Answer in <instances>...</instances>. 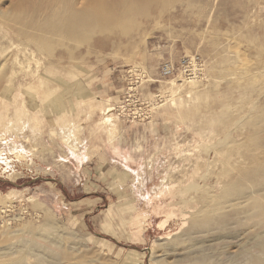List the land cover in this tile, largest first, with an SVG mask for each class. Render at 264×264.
Instances as JSON below:
<instances>
[{
    "label": "rangeland",
    "instance_id": "374dc122",
    "mask_svg": "<svg viewBox=\"0 0 264 264\" xmlns=\"http://www.w3.org/2000/svg\"><path fill=\"white\" fill-rule=\"evenodd\" d=\"M20 2L0 0V264H264V213L237 199L264 140V0L97 15L103 44L50 52L19 43ZM184 57L196 75H162ZM128 92L141 114L117 118Z\"/></svg>",
    "mask_w": 264,
    "mask_h": 264
},
{
    "label": "bare ground",
    "instance_id": "6f19581e",
    "mask_svg": "<svg viewBox=\"0 0 264 264\" xmlns=\"http://www.w3.org/2000/svg\"><path fill=\"white\" fill-rule=\"evenodd\" d=\"M20 1H21L20 4L17 6H24V7L22 8L21 15H19V17L17 18L21 23V29L18 32L19 36L21 37L19 43H21L22 46H24V49L27 48L26 46L31 42L35 45V47L38 50H46L47 52H50L51 50L54 49L53 46L62 47V46H65L66 45L65 42H68V41H71V42L72 41L73 42L80 41L81 43H83L86 46H89V45H91L95 42H98V41H100L103 44L102 41H105V39H107V37L110 38V35H111L109 33V26L110 25L106 24V22L103 20L104 18L112 17V16H116V15H120V14L121 15H128L131 18L138 11H152L149 4H152V7L155 8L154 11L157 8V10L161 11L162 13L165 12L167 10V8H169V6H171V5H177L179 7L180 11H183L184 9H183L182 5L184 4L183 2L185 0H83V2L80 4L79 8L75 7L74 0H20ZM92 8L95 9V11H92ZM97 15H100L104 18L99 17ZM53 21H56L58 23V25L54 28L63 29V30H60L59 33L67 32L64 35H61V37H63L61 39V41L57 40V39L55 41L52 40L53 37L55 36L51 33ZM25 29H31L33 32L31 33V35L26 34ZM94 36H95V41L93 40ZM80 42H78V43H80ZM13 44L15 45V43H13ZM16 47H19V46H16ZM228 48H231V47L227 46V49ZM235 49H236V47H235ZM29 52H30V50H29ZM22 53H24V52H22ZM131 54H132V52H131ZM230 54H232V53H230ZM14 55H15V53H14ZM238 55L241 56L239 52H238ZM14 59H15V57H14ZM165 65H167V64L165 63L162 65L161 73H162V68ZM197 66H199V65H197ZM196 68L197 67L193 68V71H194L193 74H195V75H196V73H198L197 71H195ZM226 68H229V67H226ZM199 70H200V66H199ZM233 70H235V69H233ZM179 75H182V73H180ZM191 80H189L187 82H191ZM183 82H186V80ZM182 84L183 83H181V85ZM247 84H248V82H247ZM254 99H256V98H254ZM251 104H253V103H251ZM105 112L108 113L109 108L107 110H105ZM106 113H104V114H106ZM254 113H257V111ZM243 114H245V113H243ZM251 115H252V112H251ZM254 118H255L254 124H252V122H250L251 119L249 121L250 124H252V126H253L252 130H251V134L250 133L248 134V136H250V137H254V135H259L260 133L261 134L264 133V112H263V114H260V115L258 113L255 114ZM252 120H254V119H252ZM111 121H112L111 116L105 115L103 117V123H107V122L110 123ZM250 137H249V139H250ZM251 140H253V138H251ZM225 142H226V140H225ZM261 142H263V143H261ZM255 143L257 145L260 144L261 151L257 156H253V157L250 156L248 158L247 162H250L251 169L246 167V166H243L239 169V171H238L239 177H238L237 181L239 182V181L247 180L249 186L246 189L247 191L245 190L243 195L240 196L241 198H237V199L243 198V200L247 201V200H250L251 197L256 198L255 203L252 204L253 209L264 213V209L262 208V204H263L262 202L264 199V140L263 139H261V140L256 139ZM217 146H219V145H217ZM226 148H228V147H226ZM252 153H253V151H252ZM252 155H254V154H252ZM225 162H228V161H225ZM223 163H224V161H223ZM244 184H247V182ZM209 195H210V193H209ZM206 196H207V194H206ZM216 198H217V196H216ZM206 199H207V201L205 202L206 203L205 206L203 203L204 207H202L200 209V211H202V212H204V210L207 208L208 203L210 204V203H212L213 200H215V197H213V200H210L209 196H207ZM217 208H219V207H216L215 209H217ZM240 211H241V209H240ZM209 214H210V212H209ZM250 215H254V214H250ZM243 216H244V214H243ZM209 218H210V216H209ZM255 233L257 234L256 231H255ZM258 234H263V231L261 230ZM262 251H263V249H262ZM176 254L178 256L183 257V253L178 252ZM175 262H178V260L176 259Z\"/></svg>",
    "mask_w": 264,
    "mask_h": 264
},
{
    "label": "built area",
    "instance_id": "2783aa9c",
    "mask_svg": "<svg viewBox=\"0 0 264 264\" xmlns=\"http://www.w3.org/2000/svg\"><path fill=\"white\" fill-rule=\"evenodd\" d=\"M167 65H165L163 68H162V74L165 76V77H169L173 71L175 72H178L179 74V71L180 73H182V75L185 77H188L191 75H193L194 71H193V68L197 67L195 71L198 72L199 70V59L198 57H194V58H189V57H184L180 60V63H179V66L176 67V70L175 68L173 67L172 64L170 63H166ZM131 84H133L132 80L130 82ZM132 87V85L130 86V88ZM134 91V90H133ZM133 92H128L127 93V96H128V99L126 100V102H124V104L122 106H116L114 109L110 108V112L114 113L117 118H119V116L121 115V113H125L126 116H130L131 114L132 115H140L141 114V108H136L135 104H139L140 102L139 99H136V96L134 97L132 95ZM132 96H131V95ZM140 107V104L138 105ZM113 110V111H112ZM128 110V111H126ZM144 113H145V110H144ZM124 116V115H123Z\"/></svg>",
    "mask_w": 264,
    "mask_h": 264
}]
</instances>
